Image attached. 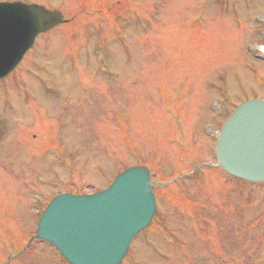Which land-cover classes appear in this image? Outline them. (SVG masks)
I'll return each mask as SVG.
<instances>
[{"label": "rangeland", "instance_id": "obj_1", "mask_svg": "<svg viewBox=\"0 0 264 264\" xmlns=\"http://www.w3.org/2000/svg\"><path fill=\"white\" fill-rule=\"evenodd\" d=\"M23 1L72 20L0 82V264L35 234L57 191L103 188L138 162L154 170L159 213L124 264H264V184L204 166L179 177L215 160L205 127H220L229 100L264 97V62L247 50L264 43V0ZM222 76L226 104L213 112ZM27 254L11 264H56L48 245Z\"/></svg>", "mask_w": 264, "mask_h": 264}, {"label": "water", "instance_id": "obj_2", "mask_svg": "<svg viewBox=\"0 0 264 264\" xmlns=\"http://www.w3.org/2000/svg\"><path fill=\"white\" fill-rule=\"evenodd\" d=\"M64 21L58 10L0 3V78L20 62L36 36ZM219 164L238 177L264 181V99L240 105L221 131ZM150 170L131 167L93 195L65 193L42 214L37 238L53 243L72 264H119L133 237L151 221L155 196Z\"/></svg>", "mask_w": 264, "mask_h": 264}]
</instances>
